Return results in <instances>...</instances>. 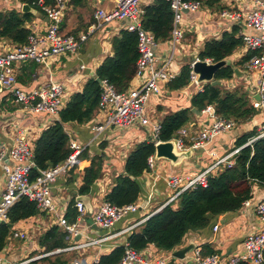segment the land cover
I'll return each instance as SVG.
<instances>
[{"label": "crops", "instance_id": "0c3cea01", "mask_svg": "<svg viewBox=\"0 0 264 264\" xmlns=\"http://www.w3.org/2000/svg\"><path fill=\"white\" fill-rule=\"evenodd\" d=\"M253 1L220 0V6L222 7L221 10L246 9L248 6L252 7ZM259 1L264 3V0ZM152 2L153 0H145L140 5V9L151 5ZM24 4L19 0H0V11L22 13L21 8ZM114 5V0H103V2H100V0H86L83 6H73L70 0L61 25V33L72 35L84 33L87 27L93 23V14L96 9L110 11L114 8ZM29 6L34 7L32 5ZM221 10L202 6L197 12L186 13L184 15L183 28L185 33L182 47L175 50L173 56L174 62L171 65L173 72L176 73V77L184 65H191L199 60L198 55L205 43L210 40H219L223 34L230 33L233 26H237L231 21L217 17V13ZM35 13L33 19L25 24V28L30 30L31 35L41 38L44 36L47 20L38 10ZM127 23V21H112L106 24L103 29L90 37L75 55L53 58L49 62L48 68L32 62L21 65L17 70V86L29 92L49 81L58 83L63 85L66 90L64 102L67 103L71 95L82 91L88 80L95 77V72L102 62L107 57L112 56L111 41L113 38L119 37L120 33L125 30ZM241 30L244 29L242 27L239 28L236 34L237 38ZM12 45H14L12 42L0 39V52ZM246 53L245 48L242 46L226 59L228 61L227 66H233V69H237L241 75L237 76L234 73L231 79L220 81V85L229 91L242 87L251 104L252 99H255L256 95L253 76H249V73L246 72L245 65H236ZM155 54L160 61H163L170 55V50L166 44H159L155 50ZM168 84H159L160 92L152 98L148 106L147 111L153 121L161 123V120L171 112L186 108L191 109L192 97L199 93L200 88H203V85L206 83H200L199 86L189 83L186 87L176 91L170 90ZM103 118V114L97 111L93 120L86 124H64V131L68 135L69 141L75 140L81 144H87L92 138V127L95 124L101 123ZM57 120L58 115L50 116L26 112L14 104L7 94H0V151L1 149H10L14 145L16 135L20 133H23L24 137L34 146L35 141L41 133ZM263 122L264 113L257 112L249 122L235 126L233 130L218 135L206 146L205 150L207 152H215L216 157H223L236 149L235 143L239 137L249 134L254 130L257 133ZM206 124L205 115L195 114L185 128L192 132H198ZM149 138V127H142L137 123L125 129L116 128L103 131L97 140L91 142L89 149L83 153L86 157L79 158V163L73 170L57 178L51 191V198L57 209L56 215L54 214L56 218L55 222H57V218L59 217L65 218L69 206L72 204L75 206L76 197L81 196L78 191L82 185L81 176L83 170L90 166L91 160L95 156H102V176L92 185L90 194L82 195L89 197L92 213L88 214L86 212V216L80 221L78 220L77 225L82 236L74 241L81 243L85 239H96L121 232L117 237L106 241L102 245L92 246L85 250L60 253L70 256V264H93L94 259L99 260L102 255L108 254L111 250L117 248V246H122L126 243L129 235L138 231L143 225L142 223L132 227L135 223L146 217H151L168 202L171 197L169 194L171 191L168 188L169 176L175 175L184 180L193 179L215 161L207 152L199 149L191 150L189 148L185 150L193 151L189 159H184L177 165H172L168 160L160 159L155 162L151 170L144 172L137 179L140 189L139 196L134 203L138 208L137 212L123 217L110 230H104L95 226L93 221L86 224L85 221H88V217L94 214L100 202L105 198L104 196L111 191L115 178L124 173L125 160L130 151L135 145L148 142ZM8 163L7 158H4L0 162V198L6 186L2 165ZM262 198H264V186L254 185L252 198L250 199L252 206L250 208H240L235 213L215 218L205 230L187 235L182 244L174 251L182 249L189 244H194V249H201L203 245H208L211 249L218 252V255L227 258L241 255L244 238L248 234L262 229V224L256 218L253 210L255 203ZM217 223L219 224V229L216 233H213L212 228ZM56 226H58L57 223ZM51 227L47 215L38 216L14 225L13 231L31 233L33 238L30 242H23L22 240L13 239L10 234L6 246L0 251V264H15L34 255L41 254L43 250L39 247L38 240L34 239V234L37 232L39 234L43 230L46 232ZM66 241L68 242L67 246H72L74 243L73 241ZM194 249L188 252L182 260L172 257L174 251L170 253L160 251L153 245L148 246L145 251L152 257L154 262L163 260L164 264H194Z\"/></svg>", "mask_w": 264, "mask_h": 264}, {"label": "built area", "instance_id": "2783aa9c", "mask_svg": "<svg viewBox=\"0 0 264 264\" xmlns=\"http://www.w3.org/2000/svg\"><path fill=\"white\" fill-rule=\"evenodd\" d=\"M29 1L47 20L44 36L38 38L35 35H30L26 44L12 45L0 52V94H7L11 101L24 111L32 114L57 116L64 106L66 90L63 85L49 81L27 92L17 86L18 68L30 62L48 68L49 62L53 58L75 55L90 37L112 21H127L125 30L136 33L138 60L134 78L126 92L118 93L106 80L100 81L101 92L98 111L103 114L104 118L101 123L92 127V138L89 143L81 144L75 140L69 141L70 153L62 163L45 170H37V175L32 176V171L36 169L34 146L24 137L23 133L16 135L14 145L10 149H1L0 162L7 158L9 163L2 165L6 186L0 198V225L8 222L9 210L21 197H26L34 202L41 213L47 216L56 215L57 209L51 198L54 183L59 176L67 174L78 165L80 156L89 149L91 142L97 140L103 131L116 128L125 129L137 123L142 127H149V141L154 146L162 142L159 140L161 124L150 118L147 109L152 98L160 92L159 84H167L176 77L171 65L174 62L175 50L182 47L185 33L183 28L184 15L186 13H195L202 7L197 1L165 0L169 4L173 15L171 35L166 43L170 50V55L160 61L155 54L159 44L152 34L142 28L141 17L143 12L140 9V5L145 0H114V8L110 11L96 9L93 14V23L87 27L84 33H79L78 35L61 33V25L70 0ZM218 13L220 19L231 21L234 25L244 29L239 32V37L242 40L245 51L253 53L245 64V70L249 73L254 71L257 75L255 94L258 95V99H252L251 106L256 112L264 113V3L254 0L252 7L248 6L246 9H224ZM204 61L207 64L212 63L209 59ZM194 63L189 66V83L199 86L197 75L192 71ZM202 91L203 88H200V92ZM201 115L206 116L207 124L205 127L198 132H192L183 127L178 130L177 137L170 140L175 142L177 151L181 152L189 148L207 152L205 148L212 140L220 134L233 130L236 126L232 120L218 117L212 106L204 108L201 111ZM263 137L264 122L257 134L249 139L244 147ZM241 148H237L223 157H216V153L213 151L207 152L215 161L193 179L184 180L175 175L169 176L168 188L172 194L162 208L176 201L183 192L196 186H205L209 174L220 166H233V157ZM154 164L155 156L152 155L147 160L148 170H151ZM251 206L250 200H246L241 205V209H247ZM75 209L77 217L74 223H69L66 218L62 217L57 218L56 222L66 234V240L74 242L72 246L32 256L15 264H31L41 258L66 251L85 250L92 246L102 245L121 234L120 232L96 239H85L81 243L75 242L74 240L77 236H82L77 224L78 220L80 221L86 216V208L81 201H76ZM137 210L136 204L117 207L103 199L92 215L93 223L99 228L110 230L123 217L130 213H135ZM253 210L256 218L262 224V229L258 232L250 233L244 238L241 255L227 258L222 263L223 256L210 255L202 257L200 248H196L193 256L194 264H264V198L259 199L255 203ZM149 217L140 220L132 227L144 223ZM218 229L219 224L217 223L212 228L213 233H216ZM11 237L23 242L29 241V235L26 232L12 231ZM121 247L123 248V256L117 264H164L163 260L154 262L145 250L141 252L134 251L130 248L127 241ZM98 261L94 259L93 264Z\"/></svg>", "mask_w": 264, "mask_h": 264}, {"label": "trees", "instance_id": "16d2710c", "mask_svg": "<svg viewBox=\"0 0 264 264\" xmlns=\"http://www.w3.org/2000/svg\"><path fill=\"white\" fill-rule=\"evenodd\" d=\"M31 5L29 0H19ZM86 0H71L73 6H83ZM197 1L201 6L221 10L220 0H186ZM37 10V8L33 7ZM142 28L153 35L158 44H166L170 39L172 28V12L165 0H153L152 4L142 9ZM33 19L29 13L16 11H0V39L12 42L14 45H24L31 35L25 24ZM239 26H233L230 33H225L219 40L205 43L198 55L200 60L209 59L217 63L229 58L234 51L243 46L240 37H236ZM112 56L107 57L97 68L95 77L88 80L82 91L70 96L67 103L58 113V120L47 127L34 143V161L37 170H45L62 163L69 155V137L64 131V124H86L93 120L98 111L101 86L96 81L106 80L116 92H126L134 78L138 60L137 35L126 30L111 41ZM247 52L238 62L244 66L252 57ZM190 65H184L179 75L168 84L172 91L179 90L189 84ZM233 66H224L214 76V81L229 80L233 77ZM207 106L214 108L215 114L223 119L232 120L236 126L249 122L257 112L252 108L250 100L242 87L226 90L221 85L207 83L203 91L191 99V109L196 113ZM190 108L167 114L161 120L159 140L168 142L177 137V132L187 126L195 115ZM255 134V130L242 135L236 140L235 148L242 147ZM155 152L152 142H143L134 146L128 154L124 173L115 178L114 185L104 198L105 201L122 207L134 204L140 189L137 179L148 171L147 160ZM86 157L83 154L80 158ZM103 158L95 156L90 166L82 172V185L78 193L90 194L92 185L102 176ZM254 185L264 186V137L251 145L242 148L234 158L231 167L220 166L209 174L205 186H196L183 192L175 202L163 207L149 217L138 231L129 235L127 242L136 252L144 251L153 245L160 251L172 252L178 248L184 238L191 233H199L210 226L215 218L239 211L244 201L252 198ZM45 216L34 202L21 197L8 212V222L0 225V251L6 246L8 236L17 223ZM77 217L75 206L70 205L65 218L74 223ZM41 254L50 253L56 249L66 248V234L54 225L38 239ZM202 257L218 255V252L208 245L200 249ZM123 256L121 246L114 248L108 254L102 255L96 264H117ZM31 264H70V256L56 254L41 258ZM243 264V263H242Z\"/></svg>", "mask_w": 264, "mask_h": 264}, {"label": "water", "instance_id": "95a60500", "mask_svg": "<svg viewBox=\"0 0 264 264\" xmlns=\"http://www.w3.org/2000/svg\"><path fill=\"white\" fill-rule=\"evenodd\" d=\"M100 2H103V0H100ZM22 13H29V14H36V10H34L32 7H30L28 4H24L21 8ZM228 65V61L223 60L217 63L207 64L204 61H196L193 64L192 71L195 75H197V83H211L213 85H220V81H214L215 73L221 69L222 67ZM234 73L237 76H240V72L237 69H234ZM96 81L101 84L100 80L96 78ZM256 100L258 99V95H255L254 97ZM192 112H194L197 115H200V113H196L195 109H191ZM155 147V161H158L160 159L168 160L172 163V165H177L182 162L184 159H189L191 156V153L193 151H182L179 152L175 149V145L173 141L168 142H161L158 143ZM76 201H81L85 208L86 212L88 214L92 213V208L90 205L89 197L87 196H78L76 197ZM79 236H77L75 239L78 240ZM195 248L194 244H189L188 246L176 250L173 252L172 257L182 260L185 258L186 254L193 250Z\"/></svg>", "mask_w": 264, "mask_h": 264}, {"label": "rangeland", "instance_id": "374dc122", "mask_svg": "<svg viewBox=\"0 0 264 264\" xmlns=\"http://www.w3.org/2000/svg\"><path fill=\"white\" fill-rule=\"evenodd\" d=\"M218 14H219V13H217V17H218ZM197 61H204V60H200V59H199V60H197ZM204 62H205V61H204ZM212 63H213V62H212ZM212 63H211V64H212ZM248 73H249V72H248ZM250 75L253 76V83L255 84L256 81H257V75H256V72L252 71V72L249 73V76H250ZM198 84H199V83H198ZM200 114H201V113H200ZM160 124H161V123H160ZM255 135H256V134H255ZM255 135H254V136H255ZM247 142H248V141H247ZM173 143H174V145H175V142H173ZM245 147H246V146H245ZM239 148H241V147H239ZM242 148H244V145L242 146ZM242 148H241V149H242ZM175 149H176V146H175ZM236 149H237V148H236ZM241 149H240V150H241ZM234 150H235V149H234ZM236 155H237V154H236ZM236 155H235V156H236ZM154 156H155V152H154ZM235 156L233 157V162H234V158H235ZM155 162H156V161H155ZM224 166H225V165H224ZM169 194L171 195L172 193L170 192ZM174 202H175V201H174ZM47 217H48V220H49L51 226L56 225V222H55L56 218H55V216H54L53 214H52V215H48ZM88 218H89L88 221H85L86 224H88L89 222H92V221H93L92 216H89ZM44 232H45V231L43 230V231H41L39 234H38V232L35 233V234H34V235H35V238H34V239H35V240H38V239L40 238V236L43 235ZM27 234H28V233H27ZM36 234H38V235H36ZM28 235H29V242H30V241L32 240L33 236H32L31 233L28 234ZM17 240H19V239H17ZM20 241H21V240H20ZM42 252H43V251H42ZM38 255H40V254H38ZM34 256H37V255H34ZM226 259H227V257L224 256V257L222 258V260H223L222 263H223Z\"/></svg>", "mask_w": 264, "mask_h": 264}]
</instances>
